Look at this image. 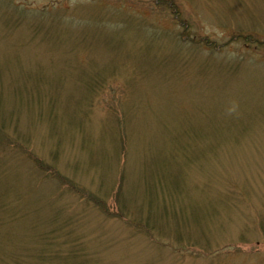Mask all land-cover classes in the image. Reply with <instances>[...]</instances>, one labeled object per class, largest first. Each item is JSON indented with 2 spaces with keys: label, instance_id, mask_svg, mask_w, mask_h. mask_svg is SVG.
I'll use <instances>...</instances> for the list:
<instances>
[{
  "label": "rangeland",
  "instance_id": "obj_1",
  "mask_svg": "<svg viewBox=\"0 0 264 264\" xmlns=\"http://www.w3.org/2000/svg\"><path fill=\"white\" fill-rule=\"evenodd\" d=\"M0 264H264V0H0Z\"/></svg>",
  "mask_w": 264,
  "mask_h": 264
},
{
  "label": "trees",
  "instance_id": "obj_2",
  "mask_svg": "<svg viewBox=\"0 0 264 264\" xmlns=\"http://www.w3.org/2000/svg\"><path fill=\"white\" fill-rule=\"evenodd\" d=\"M238 38H242V37H238ZM245 41L247 42V37H245ZM250 38V37H248ZM252 41L256 42V39H252ZM257 43V42H256ZM103 83V82H102ZM98 89H101V86L99 85ZM35 160V159H34ZM36 165L41 169V170H44L45 167H43L42 165H38V163L36 162ZM46 169V168H45ZM146 228V227H144ZM145 232H147V230H145Z\"/></svg>",
  "mask_w": 264,
  "mask_h": 264
}]
</instances>
